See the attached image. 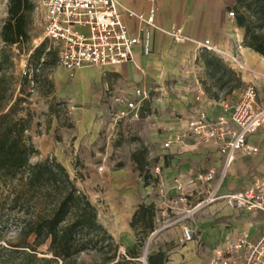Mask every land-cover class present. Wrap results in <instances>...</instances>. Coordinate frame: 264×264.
<instances>
[{"label":"crops","instance_id":"obj_1","mask_svg":"<svg viewBox=\"0 0 264 264\" xmlns=\"http://www.w3.org/2000/svg\"><path fill=\"white\" fill-rule=\"evenodd\" d=\"M237 1L122 0V3L136 13L146 14L155 8L156 24L163 31H170L175 27L191 39L200 42L210 40L221 49L240 55L250 69L244 73H237L226 60L222 61L240 76L242 86L254 81L256 77L258 104L264 107V56L244 45V30L239 28L236 19L229 15L230 12H235ZM124 21L130 27L131 33L137 34L139 23L127 16H124ZM199 51L202 49L192 42L176 43L165 33L156 30L153 32L150 55H145L142 48L137 47L133 62L107 69L86 67L76 71L73 76L60 67L54 75L57 96L68 107L74 108L72 114L75 133L66 135L65 141L67 138H74L72 148L75 156L80 145H86L90 149L97 147L98 127L104 126L105 136L110 137L115 129L118 134L120 126L130 121L114 120V112L124 109L114 103L116 97H131L136 89H143L148 93L143 107L152 92L166 93L162 103L166 111L158 117L154 126H150L146 131H141L136 126L137 137L141 141L124 143L117 148L120 155L116 162L120 163V166L115 167L114 163H108L104 173L93 176V180L104 188L101 193V206L96 205L97 200L93 201L85 193L97 207L99 220L109 234L114 239L125 238L127 242L135 240L136 231L131 222L138 207L142 204H155L159 211L156 221L163 217L166 222L153 235L155 239L151 242L148 256L151 264H210L211 251L226 239L235 240L241 234L247 233L252 241H256L264 231V212L235 209L228 206L224 200H217L193 214H187L186 210L209 193L211 185L204 182L199 183L197 187H187L188 202H181L176 211H170L173 219L165 218L167 210L164 202L180 195L176 181L186 184L200 172L213 169L219 173L222 168V157L217 146L193 147L172 143L166 148L165 143L200 112H205L209 120L225 115L221 102L234 103L242 88L238 93L234 91L231 95L219 97L218 94L209 96L201 87V94L199 87H153L160 81H165L164 76L168 73L170 60L175 63L191 60ZM97 116L100 119L96 120ZM84 117L85 122L82 120ZM55 130L54 127L51 132L50 128L48 134L39 138L38 150L44 154L53 153L56 160L71 175L73 166L70 158L66 157V146L60 145L57 148L60 143L56 140ZM61 132L58 131L57 135L61 136ZM248 142L258 148V153H237L220 194L243 192L257 180H264V134L251 135ZM143 149L146 161L150 162V169L160 167L163 185H159L157 177L151 175L156 182L146 186L144 177L132 160V154ZM86 165L93 167L90 159L86 160L84 166ZM184 227L193 230L195 241H183Z\"/></svg>","mask_w":264,"mask_h":264},{"label":"trees","instance_id":"obj_2","mask_svg":"<svg viewBox=\"0 0 264 264\" xmlns=\"http://www.w3.org/2000/svg\"><path fill=\"white\" fill-rule=\"evenodd\" d=\"M34 0H10L8 19L1 39L7 46L22 45L31 39L29 26L35 11ZM234 14L239 28L244 30V45L264 56V0H238ZM45 40L30 56L32 70L24 81L36 77ZM207 76L227 94L242 87L240 76L228 68L219 57L203 51ZM46 56H57L50 49ZM12 65L0 55V66ZM32 71V74H30ZM9 79L0 70V264H87L81 256L92 253L95 264H133L129 255L119 252V245L101 224L97 207L78 188L75 179L56 159L33 163L40 154L29 134L34 116L24 107L30 95L25 90L13 102L4 97L3 84ZM53 86V85H51ZM25 96V97H24ZM61 106V103H60ZM145 184L156 182L148 176L145 150L132 154ZM150 168V167H149ZM152 179V181L150 180ZM157 209L155 204H142L133 215L131 226L153 232ZM15 229V243L2 245L5 234ZM3 235V237H2ZM138 242H141L138 239ZM43 247H47L45 251ZM148 263L151 264L150 257Z\"/></svg>","mask_w":264,"mask_h":264},{"label":"built area","instance_id":"obj_3","mask_svg":"<svg viewBox=\"0 0 264 264\" xmlns=\"http://www.w3.org/2000/svg\"><path fill=\"white\" fill-rule=\"evenodd\" d=\"M35 5V13L42 21L44 40L53 45L58 65L70 76L86 67L107 69L133 62L137 47H141L145 55H150L153 32L156 30L165 33L176 43H194L202 51L226 60L239 74L250 70L240 55L225 51L210 40L196 41L175 27L163 31L156 24L155 8L146 14L136 13L125 7L122 0H35ZM229 15L235 18L234 12ZM124 16L139 23L137 34L131 33ZM256 80L254 77V81L242 86L239 98L234 103L221 102L225 115L209 120L205 112H200L165 143L166 148L172 143L193 147L217 146L222 157L219 173L211 169L198 173L186 184L176 181L180 195L164 202L167 211H176L179 203L188 202L187 187H197L204 182L211 185L209 193L186 210L187 214H193L217 200H224L235 209L264 212V180H257L243 192L220 194L237 153H258V148L249 144V136L264 134V107L258 104ZM199 93H202V89H199ZM147 98L148 93L143 89H136L131 97H116L114 103L124 109L114 112V120L138 119ZM150 172L157 177L159 185H163L160 167H153ZM158 214L159 211L156 218ZM155 233L157 231L153 235ZM182 239L184 242L195 241L190 227L182 229ZM210 264H264V231L256 241H252L247 233L235 240L226 239L211 251Z\"/></svg>","mask_w":264,"mask_h":264},{"label":"rangeland","instance_id":"obj_4","mask_svg":"<svg viewBox=\"0 0 264 264\" xmlns=\"http://www.w3.org/2000/svg\"><path fill=\"white\" fill-rule=\"evenodd\" d=\"M9 3L10 0H0V55L7 58L12 63L10 66H8V64L0 66V70L2 69L9 77L7 82L3 84V95L6 100H9L11 93H13L10 102H13L16 97L20 95L22 89L25 90V96L30 95L27 103L23 104V106L29 107L34 116L32 129L29 134L36 148L38 149L37 143L39 138L44 134H48L47 131L48 129L50 130V128L51 132H53L55 127L56 140L60 143L57 145V148H59L60 145L62 147L66 146V157L70 158L69 161L73 166L70 172L71 177L75 179L79 189L86 193L93 201L97 200L96 205L100 204L101 206V193L104 191V188L93 180V176L95 174L99 175L100 173H104L103 170L108 163H114L115 167L120 166V163L116 162L118 160V155H120L118 154L119 151L117 152V148L121 147L124 143L131 144L136 140L139 142L141 141L140 138L137 137L136 126H138L141 131H146L150 126H154L156 121H158V117L163 115V112L166 111L165 107L162 106L166 93L159 91L152 92L149 101L146 102L145 106L141 107L138 119L130 120L126 124L121 125L118 134L115 129L112 136L107 137L105 136L106 130L104 126H101V128L98 127L97 133L99 136L96 142L97 147L90 149L86 145H80L77 155L75 156L74 149L72 148L74 138H67V141H65L66 135L75 133V122L72 114L73 109L68 107L67 104L57 96L54 75L61 69L58 65L57 56H51L50 58L46 56V53L50 49L55 51L53 45L48 42L45 53L42 55L40 63L42 64L44 60H46V66L41 67V65H39L37 76L34 78L30 76L27 81H24L23 79L26 77L25 73L32 70L30 66V56L34 50L45 41L43 25L40 17L37 16L34 11L29 26V34L31 37L29 42L20 46L5 45L1 39V33L8 19ZM204 58V52L199 51L196 53V57L191 60L177 61V63L170 60L168 73L164 76L165 81H160L159 84H155L153 87L162 88V86L167 85H179L185 89H193V87H199L200 89L201 87L205 89L206 94L209 96L218 94L219 97H225L228 88L224 87L220 89L216 86L215 82L207 76ZM30 74H32V71H30ZM235 93H238V90ZM98 119H100L99 116L96 117V120ZM82 120L85 122V117ZM58 131H62L63 134L58 136ZM52 158L56 159L53 153L44 154L40 152L39 155L32 157L31 161L36 163ZM89 159L92 161L93 167L89 165H86V167L84 166L86 160ZM147 162L149 166L146 168V172L147 175L150 176L149 167L151 165L148 160ZM150 180L152 181V179ZM165 218L173 219L172 213L167 211ZM156 219L155 229L151 233L142 230L143 227L139 225L138 231L135 232L134 241L127 242L125 238L115 239L116 243L119 245V252L121 255L127 256L130 254V257H136L132 258L133 264H148L150 245L155 239L153 233L164 226V222H166L163 217L160 218V221H156ZM4 239L5 240L2 241L1 244L7 247L10 242L15 243V229L11 228L9 233L5 234ZM138 239H140L141 242H138ZM46 249L47 247L42 248L43 251ZM81 260L85 261L87 264H95L97 262V258L92 253L82 255Z\"/></svg>","mask_w":264,"mask_h":264}]
</instances>
